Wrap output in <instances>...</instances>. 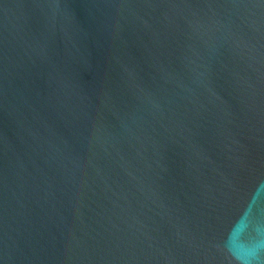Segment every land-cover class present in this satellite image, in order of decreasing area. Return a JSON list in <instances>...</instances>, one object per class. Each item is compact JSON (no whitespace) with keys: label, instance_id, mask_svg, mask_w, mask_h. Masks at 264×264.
<instances>
[{"label":"water","instance_id":"water-1","mask_svg":"<svg viewBox=\"0 0 264 264\" xmlns=\"http://www.w3.org/2000/svg\"><path fill=\"white\" fill-rule=\"evenodd\" d=\"M0 264H264V0H0Z\"/></svg>","mask_w":264,"mask_h":264}]
</instances>
